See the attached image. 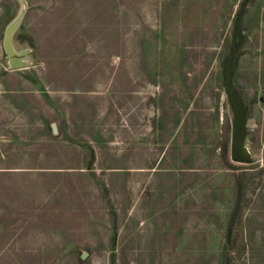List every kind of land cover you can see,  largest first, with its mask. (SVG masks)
Wrapping results in <instances>:
<instances>
[{"label":"rangeland","instance_id":"374dc122","mask_svg":"<svg viewBox=\"0 0 264 264\" xmlns=\"http://www.w3.org/2000/svg\"><path fill=\"white\" fill-rule=\"evenodd\" d=\"M0 264H264V0H0Z\"/></svg>","mask_w":264,"mask_h":264},{"label":"water","instance_id":"95a60500","mask_svg":"<svg viewBox=\"0 0 264 264\" xmlns=\"http://www.w3.org/2000/svg\"><path fill=\"white\" fill-rule=\"evenodd\" d=\"M237 23H235L234 32L236 31ZM237 48L235 44L234 53L236 54ZM13 67H19L22 64L21 57L13 56L11 59ZM235 61L233 60L226 70L225 77V90L227 95L237 103V116H236V130L235 138L232 146V157L238 161H245L251 156V150L245 144V128H246V104L242 96L234 90L232 83V75L234 71Z\"/></svg>","mask_w":264,"mask_h":264},{"label":"trees","instance_id":"16d2710c","mask_svg":"<svg viewBox=\"0 0 264 264\" xmlns=\"http://www.w3.org/2000/svg\"><path fill=\"white\" fill-rule=\"evenodd\" d=\"M243 15H244V10L242 11V9H241L239 12V21L237 22V27H236V31H235V34L237 35V37L240 36L239 40L236 42V48L237 49H239L241 47V45L243 43V38H244L243 28H242ZM233 55H234V47L232 46L230 56H228L224 62L225 72L231 63ZM224 76H225V73H224ZM233 88H234V84H233ZM234 138H235V135L233 137V143H234ZM230 152H231V149L229 146V142L225 141V143L223 144L222 157H223L224 161L226 163L230 164L233 169H237L239 166L237 164H233L230 161V154H231ZM236 187L237 188H236L234 204H233L232 212H231L230 219H229L228 234H230L232 231V225H233L236 217L238 216L239 210H240L241 205H242L243 195H244V182H243V179H242L240 174H237V176H236Z\"/></svg>","mask_w":264,"mask_h":264}]
</instances>
